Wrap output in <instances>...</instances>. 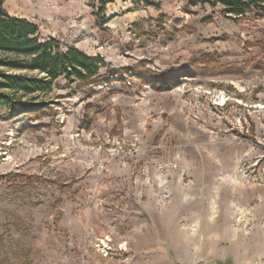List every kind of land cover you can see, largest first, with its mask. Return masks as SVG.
Returning <instances> with one entry per match:
<instances>
[{
	"label": "rangeland",
	"instance_id": "rangeland-1",
	"mask_svg": "<svg viewBox=\"0 0 264 264\" xmlns=\"http://www.w3.org/2000/svg\"><path fill=\"white\" fill-rule=\"evenodd\" d=\"M99 1L3 0L103 67L0 108V264L163 259L156 223L188 212H249L264 236V12Z\"/></svg>",
	"mask_w": 264,
	"mask_h": 264
},
{
	"label": "trees",
	"instance_id": "trees-1",
	"mask_svg": "<svg viewBox=\"0 0 264 264\" xmlns=\"http://www.w3.org/2000/svg\"><path fill=\"white\" fill-rule=\"evenodd\" d=\"M161 0H131L135 6L158 7ZM113 0H100L99 13ZM221 7L228 19H238L251 10L264 12V0H189L195 5ZM37 24L12 16L0 0V108L27 109L23 99L35 101L49 92L57 79L85 83L97 77L103 67L99 56H90L75 47L61 50L59 42L38 39ZM27 73H35L30 76ZM153 83L165 85L161 80Z\"/></svg>",
	"mask_w": 264,
	"mask_h": 264
},
{
	"label": "crops",
	"instance_id": "crops-1",
	"mask_svg": "<svg viewBox=\"0 0 264 264\" xmlns=\"http://www.w3.org/2000/svg\"><path fill=\"white\" fill-rule=\"evenodd\" d=\"M249 215L229 208L181 214L182 219L196 220L190 225L189 222L185 226L156 223L155 233L165 236L161 244L166 258H158L149 251L144 262L137 259L134 264H264L261 230L246 231L237 227L235 221L247 219ZM169 235L179 237L168 239ZM82 264L95 263L87 260Z\"/></svg>",
	"mask_w": 264,
	"mask_h": 264
},
{
	"label": "built area",
	"instance_id": "built-area-1",
	"mask_svg": "<svg viewBox=\"0 0 264 264\" xmlns=\"http://www.w3.org/2000/svg\"><path fill=\"white\" fill-rule=\"evenodd\" d=\"M99 50H101V51H102V50H103V47H101V46H100V47H99ZM100 57H101V56H100Z\"/></svg>",
	"mask_w": 264,
	"mask_h": 264
}]
</instances>
